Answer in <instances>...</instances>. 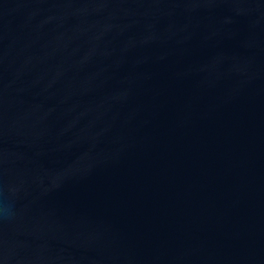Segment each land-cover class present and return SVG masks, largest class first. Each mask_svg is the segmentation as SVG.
<instances>
[{"label":"water","instance_id":"water-1","mask_svg":"<svg viewBox=\"0 0 264 264\" xmlns=\"http://www.w3.org/2000/svg\"><path fill=\"white\" fill-rule=\"evenodd\" d=\"M0 264H264V0H0Z\"/></svg>","mask_w":264,"mask_h":264}]
</instances>
